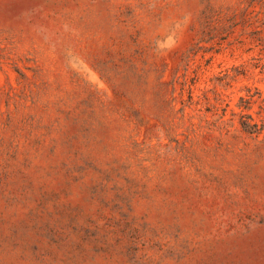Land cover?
I'll return each mask as SVG.
<instances>
[{"label": "rangeland", "instance_id": "obj_1", "mask_svg": "<svg viewBox=\"0 0 264 264\" xmlns=\"http://www.w3.org/2000/svg\"><path fill=\"white\" fill-rule=\"evenodd\" d=\"M0 264H264V0H0Z\"/></svg>", "mask_w": 264, "mask_h": 264}]
</instances>
